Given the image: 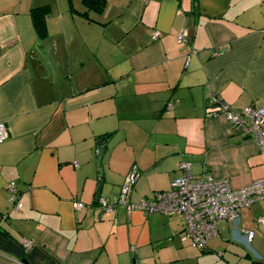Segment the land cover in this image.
<instances>
[{"label":"crops","instance_id":"1","mask_svg":"<svg viewBox=\"0 0 264 264\" xmlns=\"http://www.w3.org/2000/svg\"><path fill=\"white\" fill-rule=\"evenodd\" d=\"M104 2L86 18L81 0H0V264H264V199L204 248L178 217L97 203L131 171L129 201L151 198L184 162L233 187L264 176V152L216 104L264 108V0Z\"/></svg>","mask_w":264,"mask_h":264},{"label":"built area","instance_id":"2","mask_svg":"<svg viewBox=\"0 0 264 264\" xmlns=\"http://www.w3.org/2000/svg\"><path fill=\"white\" fill-rule=\"evenodd\" d=\"M179 41L186 39L183 31L178 36ZM215 102V101H214ZM217 108L223 112L231 124L253 138L258 148L264 152V108L253 106L242 109H231L216 101ZM171 108V106H169ZM8 136L4 123L0 122V143ZM190 163L180 164L182 173L170 181L169 188L157 191L151 198L140 199L133 203L129 201V192L135 182L134 171L124 179L117 197L113 201L98 199V205L111 212L116 204L125 206L128 210L138 208L145 212L159 211L168 216L178 217L183 223L185 237L191 240L193 246L204 248L207 241L218 234V224L223 221L239 222V214L243 208L264 199V176L241 186L233 187L227 178L212 176L194 178L189 171ZM9 202L14 209L22 206L18 198V189L14 182L9 185ZM76 209L85 207L81 201H73ZM258 221L262 217L257 218ZM247 241H251L254 231L239 229ZM31 241H23V248L28 249ZM18 264H23L17 261Z\"/></svg>","mask_w":264,"mask_h":264},{"label":"trees","instance_id":"3","mask_svg":"<svg viewBox=\"0 0 264 264\" xmlns=\"http://www.w3.org/2000/svg\"><path fill=\"white\" fill-rule=\"evenodd\" d=\"M84 10L79 12L86 18H88V11L92 10L94 12H101L104 8V0H81ZM49 10L46 6L35 7L31 9V17L33 25L40 36L45 34V16L48 14ZM166 190V189H165Z\"/></svg>","mask_w":264,"mask_h":264},{"label":"water","instance_id":"4","mask_svg":"<svg viewBox=\"0 0 264 264\" xmlns=\"http://www.w3.org/2000/svg\"><path fill=\"white\" fill-rule=\"evenodd\" d=\"M105 138H106V137H101V138H100V140L98 141V145H99V146H101V145L103 144V141H104ZM102 152H103V149L100 148V149H99V158H100Z\"/></svg>","mask_w":264,"mask_h":264}]
</instances>
